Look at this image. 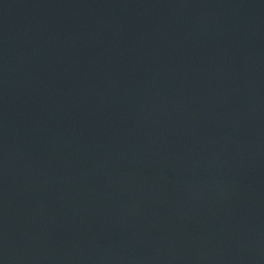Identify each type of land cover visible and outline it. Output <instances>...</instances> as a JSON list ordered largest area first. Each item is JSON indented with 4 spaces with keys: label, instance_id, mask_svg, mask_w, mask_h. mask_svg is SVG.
Masks as SVG:
<instances>
[{
    "label": "water",
    "instance_id": "water-1",
    "mask_svg": "<svg viewBox=\"0 0 264 264\" xmlns=\"http://www.w3.org/2000/svg\"><path fill=\"white\" fill-rule=\"evenodd\" d=\"M0 264H264V0H0Z\"/></svg>",
    "mask_w": 264,
    "mask_h": 264
}]
</instances>
